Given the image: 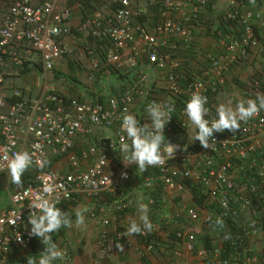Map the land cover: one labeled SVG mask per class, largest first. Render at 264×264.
I'll return each instance as SVG.
<instances>
[{
	"label": "built area",
	"instance_id": "obj_1",
	"mask_svg": "<svg viewBox=\"0 0 264 264\" xmlns=\"http://www.w3.org/2000/svg\"><path fill=\"white\" fill-rule=\"evenodd\" d=\"M100 1L111 9V15L106 20L95 15L91 36L102 43L106 69L131 72L120 93L67 100L53 84L44 82L37 99L15 88L10 102L4 69L35 59L45 73L54 71L57 61L70 53L65 38L72 35L73 12L64 0H0V177H6L9 197V206L0 210V264H9L12 254L25 256L30 250V205L45 183L58 186L59 208L82 196L96 201L89 216L103 227L104 246L108 230L120 236L119 216L134 212L137 206L138 200L127 188L137 177H141L137 185L146 203L158 211L170 197L180 198L174 213L150 220L155 226L151 233L137 235L136 251L141 258L162 250L166 234L173 233L178 241L190 234L180 225L196 230L202 225V231L191 232L199 237L210 235L211 244L200 247L197 236H190L188 248L199 259L194 264H264V252L251 246L252 239L264 237V110L242 122L235 134L215 133L214 151L204 149L199 141L190 142V121L185 114L192 93L199 91L208 99L206 118L217 117L213 99L226 85L228 74L260 47L264 31L260 1L264 0H229L226 18L238 28V36L223 40L219 55L208 56V67L200 78L177 72L182 62L179 56L194 48V31L202 13L213 9L217 0H148L149 8L158 10L152 30L139 21L143 13L132 0ZM171 64L175 68L166 75L168 85L158 95L148 67ZM92 66L100 69L97 61ZM257 93L264 94V72L242 91L240 100L255 99ZM140 98H146L148 105L174 102L164 135L165 143L179 146L174 159L144 173L136 164L125 166L119 152L120 138L126 137L122 117L134 115ZM97 130L110 131L111 136L96 140ZM25 150L35 152L34 160L46 164L40 168L34 163L22 177L29 179L18 187L9 183L3 157ZM190 183L200 189L206 213L181 199ZM100 200L110 205V213ZM218 216L224 220V229L214 227ZM227 233L229 240L224 239ZM60 250L64 257L54 264H72L68 249ZM174 253L180 257V251Z\"/></svg>",
	"mask_w": 264,
	"mask_h": 264
},
{
	"label": "crops",
	"instance_id": "obj_2",
	"mask_svg": "<svg viewBox=\"0 0 264 264\" xmlns=\"http://www.w3.org/2000/svg\"><path fill=\"white\" fill-rule=\"evenodd\" d=\"M67 3H71L70 8L72 9V17L70 19V27L72 28V35L65 38V42L70 49V53L60 61H57L54 71L45 73L42 70L41 65H38L39 61L33 59L27 61L28 72L20 77L13 78L8 77L5 85V94L12 102V93L15 88L23 90L25 96L31 99H37L40 97L42 92V86L44 82H50L53 84L66 98H82V99H96V98H107L110 96L118 95L120 91L127 85L131 79V72L126 73L127 75L119 78L115 75L112 70L106 69L104 66V56L102 52V43L90 39V31L92 30L91 22L95 15L102 16L103 20H106L111 15V9L104 6L100 0H64ZM133 3L138 7L142 13L148 11V0H132ZM264 10V5H263ZM212 10H205L202 14L203 20L198 24L195 33V46L193 49L182 51L179 56L182 61H186L185 65L178 67V71L188 77H202L203 70L206 69L204 62L208 56L219 55L222 52L221 40L213 32L217 25L215 21H218L216 12ZM144 26L152 30L153 22L140 21ZM229 31L233 34L234 28L230 26ZM260 47L258 51H253L249 54L248 58L244 61V65H235L228 74L226 85L219 91L214 97L212 106L216 108L221 103H227L240 91V85L238 82L239 78H242L245 71L248 75L256 76L260 73L261 64L264 65V31L260 34ZM93 61H97L100 65L99 70H95L92 66ZM151 77L155 80L153 86L157 89L158 95L164 91L168 85L166 75L175 68L173 64L166 66L165 68L156 67L151 68ZM250 76V79H251ZM70 78L69 83L66 79ZM235 82V85L232 84ZM232 87V88H231ZM234 87L235 92H232ZM237 95V94H236ZM148 102L146 98H140L135 108L134 115L140 124H146L150 122V117L147 112ZM195 127L190 122L189 127V140L193 145H196L198 141H195ZM111 136L110 131H96V140L99 137ZM127 185L129 194H133V199L136 201L143 197V202L146 203V197L143 195L141 189L134 181ZM197 192V197L202 198V194L198 186L194 183H190L187 186L186 191L183 193L182 198L186 203L196 207L203 213H206L202 205H198L193 200L194 193ZM203 199V198H202ZM79 203L92 210L95 200L88 197L82 196L78 198ZM101 201V200H100ZM137 201V202H138ZM179 199L173 200L172 197L167 200L162 211H158L157 208L150 207L149 205V218L150 220H156L163 218L168 213H174L177 208ZM176 202V203H175ZM102 206L109 211L110 205L106 206L101 201ZM9 206V197L7 192V180L6 177H0V210ZM70 207V205H65ZM91 208V209H90ZM106 210V211H107ZM161 213V214H160ZM117 227L120 231V236L115 235L112 229L108 230V238L105 242L104 248L99 247L92 250L95 258L91 256V249L89 251H74L73 249V262L72 264H194L198 262V258L190 252L188 245L190 242V236L194 232L202 231L201 226L198 228L194 226L180 225L181 229L185 230V237L183 240L178 241L177 239H171L169 235H164L162 238L163 249L158 250L150 254L147 258H141L136 249L140 244V240L137 235L130 237H123L124 231L129 226L131 219L135 218L138 220L139 212L137 206L134 212L129 214H122L119 216ZM98 225V227H96ZM93 229L90 230V234H93L94 238H100L103 227L98 223L97 220H93ZM98 229V230H97ZM196 235V234H194ZM196 244L202 247L201 242L196 235ZM100 246L102 243H99ZM117 245L123 250H119ZM251 246L257 251L264 252V237H256L251 240ZM175 251H180V257L175 255ZM81 255V256H80Z\"/></svg>",
	"mask_w": 264,
	"mask_h": 264
},
{
	"label": "clouds",
	"instance_id": "obj_3",
	"mask_svg": "<svg viewBox=\"0 0 264 264\" xmlns=\"http://www.w3.org/2000/svg\"><path fill=\"white\" fill-rule=\"evenodd\" d=\"M254 2V0H253ZM173 103L169 100L166 104L153 102L148 105L147 112L150 123L141 125L132 114L122 117L121 128L126 137L120 138V153L125 166L136 164L140 172L144 173L150 167L163 166L168 158L174 159L179 148L169 141L165 143L164 131L170 122L174 111ZM208 99L199 91L193 92L185 107V114L191 124L195 127V141H199L204 149L215 150V133H223L226 130L235 134L241 131V123H247L250 119L259 115L264 110V94L257 93L255 99L240 100L233 106L231 101L221 103L216 108L217 117L208 119L209 108L206 107ZM130 141V143L128 142ZM39 147V146H36ZM35 152L20 151L3 157L6 165L9 183L21 187L22 177L26 171L35 163L43 168L46 161L34 160ZM136 181V180H135ZM58 186L45 183L40 194L36 195L30 205L31 213L28 223L31 225L30 236L37 237L45 246L44 251L39 254V259L32 256L27 257V264H54L57 259H63L64 253L58 245L52 241L51 234L59 231L62 227L72 228L75 224L80 227L85 223L84 212L87 209H75V221L69 212L57 207L56 196ZM140 197L137 202L139 212L138 220L133 218L123 233V237L134 235H145L154 230V225L149 218V206ZM211 219V218H210ZM214 227L224 229L225 223L222 217H216ZM225 240L231 239V234L224 236ZM19 240V239H18ZM101 242V239H99ZM105 244V243H104ZM105 246V245H104ZM101 245L102 248H104ZM73 262V253L65 246ZM119 250H123L117 245Z\"/></svg>",
	"mask_w": 264,
	"mask_h": 264
},
{
	"label": "trees",
	"instance_id": "obj_4",
	"mask_svg": "<svg viewBox=\"0 0 264 264\" xmlns=\"http://www.w3.org/2000/svg\"><path fill=\"white\" fill-rule=\"evenodd\" d=\"M86 1H89V0H86ZM261 2V5L263 7L264 5V1H260ZM67 3V2H66ZM67 5L70 7L71 3H67ZM206 10H212V7H208ZM203 14V13H202ZM157 15H158V10L156 8H149L148 11L143 14L140 15V18H139V21H149V20H152V22L154 23L156 18H157ZM217 18V17H216ZM222 18V19H221ZM217 19H219V21H215V23L217 24L215 26V29H214V33L219 37V39L221 40V42L223 40H226L227 38H231V37H237L238 36V28L231 22H229L227 20L226 17H218ZM201 20H203V17L201 16ZM230 26H233L234 28V32L235 34L231 33L229 31V28ZM90 39L92 40L93 37L91 36V31H90V35H89ZM186 64V61H182L181 62V65H185ZM38 65H41L40 63H38ZM204 65H205V68L208 67V57L205 58V62H204ZM5 72H6V76L7 78L8 77H13V78H17V77H20L22 76L23 74H26L28 72V67H27V61L24 62V64L21 66V67H16V66H12V67H6V69H4ZM112 72L115 73V75H118L119 78L127 75L126 72H122V71H119L117 69H111ZM16 76V77H15ZM195 78V77H194ZM261 77H259V79H261ZM67 100H70L68 98H66ZM79 99H82V98H79ZM102 99V98H100ZM29 179L28 176H25L22 180H27ZM141 181V177H137V183L139 184ZM197 192L194 193V196H193V200H195V203H197L198 205H202V201H203V197L202 198H198L197 197ZM67 205H70L71 207H77L78 206V202L77 201H72L70 203H68ZM69 207H61V209L63 211H67ZM64 230H63V227L57 231V232H53L51 234L52 236V241L54 243L57 242L58 238H59V234L60 233H63ZM64 234V233H63ZM170 238L173 240L175 239L176 237L173 235V233L170 234ZM201 242V245H210V240H211V236L210 235H205V236H202L200 238H198ZM44 248L45 246L42 244L41 240L37 237H33L32 239V243H31V247H30V250L28 251V253L25 255V256H18V255H11L10 256V260H9V264H27V257L29 256H32L33 258L35 259H39V254L44 251Z\"/></svg>",
	"mask_w": 264,
	"mask_h": 264
},
{
	"label": "rangeland",
	"instance_id": "obj_5",
	"mask_svg": "<svg viewBox=\"0 0 264 264\" xmlns=\"http://www.w3.org/2000/svg\"><path fill=\"white\" fill-rule=\"evenodd\" d=\"M229 5V0H217L214 6V12H216V16L215 17H226V10L228 8ZM222 19V18H221ZM219 21V19H217ZM222 47V45H221ZM259 49H262L261 47H259ZM259 49H257L256 51H258ZM244 62H242L241 64H239L238 66H242ZM260 73H258L256 76H251L248 75V73L245 71V73L243 74L242 78H239V84L243 85L240 86V91L239 93H236L235 96L230 95L233 98V106H235L236 103H238L241 99V95H242V91L248 87L254 80L259 79V77L262 76L263 72H264V67L261 64L260 65ZM125 72L127 70H124ZM251 76V79H250ZM16 77V76H15ZM69 83L71 82L70 78L66 79ZM232 84L235 85V82H233ZM232 88V87H231ZM232 92H235L234 87ZM74 99V98H72ZM87 197V196H85ZM79 202V201H77ZM82 205H80L79 203V207H69L68 210L66 212H69L72 216L73 221H75V209L79 208L81 210L83 209H87L84 212V216H85V223L84 225L80 226V227H76L75 224L72 228H66L63 227L64 230V234L60 233L59 238L56 242V244L58 245L59 249L61 247H65L67 246L70 250H72V253L74 251H89V249H91V256L92 258H95L94 255L92 254L94 249H97L99 247V250H101V246H100V240L98 238H94L93 234H90V230L93 229V219L89 216L90 210L88 208H86L85 206L82 208ZM91 209V208H90ZM96 227H98V225H96ZM98 230V229H97ZM74 249V251H73ZM98 250V249H97ZM81 256V255H80Z\"/></svg>",
	"mask_w": 264,
	"mask_h": 264
}]
</instances>
